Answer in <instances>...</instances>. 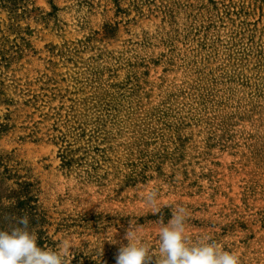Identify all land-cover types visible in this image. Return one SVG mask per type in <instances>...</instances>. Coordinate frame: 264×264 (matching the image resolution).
Listing matches in <instances>:
<instances>
[{
  "label": "trees",
  "instance_id": "obj_1",
  "mask_svg": "<svg viewBox=\"0 0 264 264\" xmlns=\"http://www.w3.org/2000/svg\"><path fill=\"white\" fill-rule=\"evenodd\" d=\"M152 1L130 0V6L141 14L143 6L148 5L151 11ZM47 4L50 12L38 7L36 0H0V16L6 15L5 19L0 17V70L21 58L26 50L33 51L27 37L32 32L28 21L45 25L60 22L54 0H47ZM204 8L209 10L210 18L204 30L198 31V39L203 36L200 49L192 51L183 68V80L175 84L177 92L173 84H166L164 76L158 78L160 84L148 80L150 67L145 61L132 62L115 55L103 61L104 52H99L91 58L95 67H77L70 91L55 94L51 89L48 94L44 83L39 90L30 89L27 83V88H20L17 100H0L6 106V113L0 116V133L11 129L9 105L31 106L44 121L51 122L45 137L58 148L59 170L65 177L74 176L75 187L85 194L88 188H94V193H105L108 200L124 202L138 198V193L152 183L150 192L155 191L157 197L198 196L204 201L197 207L181 201L170 202L158 206L157 214H153L154 210L133 215L115 210L85 212L84 227L90 221L93 228H99L97 232L120 226H161L176 208L184 207L188 213L185 228L201 230L186 235L189 244L216 241L225 250L234 252L236 242L249 248L257 234L264 236V211L253 216L245 214L252 208L249 200L257 189L256 182L251 180L243 187L242 206L231 203L229 212L213 213L216 220L206 217L216 199L226 195L216 178L215 167L222 166L215 161L216 152L238 156L239 163L251 167L252 173L264 174V0H254L249 5L245 1L219 4L209 0V6ZM257 11L259 20L250 22L249 17ZM160 12L163 19L168 15L172 21L170 10L165 11L162 6ZM117 26L105 23L101 33L105 38L114 37ZM210 31L215 36H209ZM175 32L178 34V28ZM91 41L89 37L78 41L68 51L76 56ZM165 41L169 44L174 38ZM214 43L221 46L220 52L212 48ZM221 56L223 62L213 66ZM68 59L72 61L71 57ZM165 65L164 73L174 71L170 68L174 67L173 62ZM118 71L125 72L123 81L102 84L105 73L118 77ZM4 82L0 80V95L9 87ZM11 84L18 86L17 80ZM57 98L60 104L52 106ZM153 98L160 100L155 102ZM46 106L48 111L43 112ZM25 139L40 142L42 138L32 130L21 137ZM260 193L264 194V184ZM40 195V182L17 160L15 150L1 149L0 230L10 231L16 226L15 218L27 214L28 230L36 233L39 246L59 250L60 240L49 233L52 218ZM76 222L62 220L54 233ZM234 237L239 239L232 241ZM156 238L158 242V235ZM140 242L158 252V243ZM119 246L120 243L108 246L104 242L95 249L86 243L82 250L73 253L71 264H115L114 253ZM240 261L252 264L243 256Z\"/></svg>",
  "mask_w": 264,
  "mask_h": 264
},
{
  "label": "rangeland",
  "instance_id": "obj_2",
  "mask_svg": "<svg viewBox=\"0 0 264 264\" xmlns=\"http://www.w3.org/2000/svg\"><path fill=\"white\" fill-rule=\"evenodd\" d=\"M214 1L222 4V1L227 3L229 0ZM235 1H245L246 5L254 2V0ZM54 2L59 8L57 15L60 22L55 25L50 21L48 25H45L36 23L34 20L28 21L32 32L27 37L33 51L26 50L21 58L15 59L8 66L1 68L0 80L4 79V84L9 87L1 92L0 100L8 98L17 100L20 88L25 89L29 86L32 90H39L43 83L44 86H48L46 91L48 94L51 89L55 90L53 91L55 94L63 93L65 90L70 91L74 85L77 67L87 65L95 67L91 58L99 52H104L103 61L113 55L122 57L124 60L131 59L132 62L145 61L150 67L148 80L160 84L158 78L164 76L166 84H173V90L177 92L176 85H179L183 80V68L192 57V51L200 49L199 42L203 36L200 35L198 39V31L204 30L203 26H206L210 18V14L207 13L209 10L204 8L209 6V0H154L149 2L151 11H148V5L143 6L141 14L130 6V0H54ZM36 5L46 12L51 11L47 0H36ZM161 5L165 11H171L172 21L168 19L170 18L168 15L163 19L160 12ZM0 17L5 19L6 15L1 14ZM259 17L260 12L257 11L255 15L249 17V21L255 22L259 20ZM105 23L118 24L114 37L105 38L101 33ZM21 24L26 25L24 22ZM176 28H178V34L175 32ZM94 32H98V34L94 35ZM208 35L215 36V33L210 31ZM88 37L92 38V41L87 49L76 56L69 53L68 50H71L76 42L84 41ZM170 38H174V41L166 44L165 40ZM221 38H224L223 32H221ZM171 48H174L172 52ZM212 48L219 52L221 50L218 43L212 44ZM69 57L72 58V61L68 59ZM155 61L158 63L154 64ZM165 62H173L174 67L170 68L174 71L164 73V69L167 67ZM221 62H223V57L213 66ZM102 66L103 64L100 62L99 68ZM177 68L179 69L177 70ZM117 74L118 77H112L110 73H105L102 84L106 81L110 83L123 81L125 72L118 71ZM14 80H17L18 86L11 84ZM27 83H29L28 86ZM88 90L87 88L86 91ZM155 92L157 93V91ZM159 100V98H153L155 102ZM59 104L57 98L52 106ZM8 108L12 113L9 123L11 129L0 133V150H15L17 160L22 161L25 167L30 169L33 177L38 179L41 189L40 201L52 218L50 221L53 224L48 228L49 233L55 234V238L60 240V246L65 239L69 240L73 246L70 248L71 253L82 250L86 243L89 248L95 249H98L104 242L108 246H112L114 243L109 240H115L117 243L125 245L129 243L123 240V236L131 226L106 228L104 231L97 232L99 228H93L91 221L87 222L84 227L85 223L82 219L85 212L115 210L122 214L133 215L153 211L158 206L175 201H181L194 207L204 202L198 196L189 198L161 195L156 197L155 205H151L147 203L146 196L151 191L152 183L145 191H140L136 199L132 198V194H127L132 200L127 199L124 202L108 200L105 198V193L102 195L94 193V188H88V193L85 194L75 187L74 176L65 177L59 170L58 148L47 141L45 137L51 122L44 121L40 112L31 106L18 104L9 105ZM42 111L47 112L48 107L46 106ZM4 113H6V106L0 104V116ZM32 130L38 132V138H42L40 142H33L30 139L21 140V137L26 136ZM216 155L215 161L222 164L220 167H215L216 178L219 179L221 190L226 195L216 199L215 206L209 209L206 217L216 220V217L212 216L213 213L229 212L228 208L231 203L242 206L243 187L245 182L250 180L256 182L257 189L252 199L249 200V205L252 208L245 214L253 216L258 211H264V194L260 193L261 186L264 184V174L252 173L251 167L243 166L239 163L240 157L232 156L229 152H216ZM241 210H244V207ZM196 216L202 215L196 213ZM251 219L255 218L251 217ZM62 220H76L77 222L68 229L60 227L62 229L54 233L58 229L57 223ZM160 227L132 226L136 230V237L132 242L139 243L140 240H146L158 243L156 236ZM185 229V236L201 231ZM259 234L262 235V233ZM259 234L251 242L249 248L236 242L234 252L239 257L243 256L245 261H251L252 264H264V236L260 237ZM238 239L239 237H234L232 241Z\"/></svg>",
  "mask_w": 264,
  "mask_h": 264
},
{
  "label": "clouds",
  "instance_id": "obj_3",
  "mask_svg": "<svg viewBox=\"0 0 264 264\" xmlns=\"http://www.w3.org/2000/svg\"><path fill=\"white\" fill-rule=\"evenodd\" d=\"M156 197L155 191L148 193L147 203L155 205ZM158 212L155 208L153 214ZM187 218V210L178 207L166 224L161 223L158 252L147 243H133L136 230L129 227L123 236L129 243H120L114 253L115 264H241L240 257L219 242L189 244L185 236ZM15 224L10 231L0 230V264H71L74 256L69 240L65 239L59 250L44 248L39 246L36 233L28 230L27 214L15 218Z\"/></svg>",
  "mask_w": 264,
  "mask_h": 264
}]
</instances>
